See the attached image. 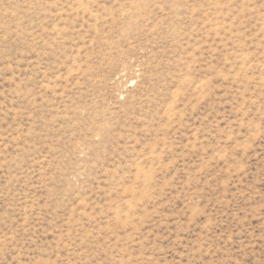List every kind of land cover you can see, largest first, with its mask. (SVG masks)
I'll return each instance as SVG.
<instances>
[{"label":"rangeland","instance_id":"374dc122","mask_svg":"<svg viewBox=\"0 0 264 264\" xmlns=\"http://www.w3.org/2000/svg\"><path fill=\"white\" fill-rule=\"evenodd\" d=\"M0 264H264V0H0Z\"/></svg>","mask_w":264,"mask_h":264}]
</instances>
